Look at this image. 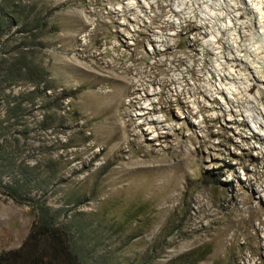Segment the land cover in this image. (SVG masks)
I'll use <instances>...</instances> for the list:
<instances>
[{
  "label": "rangeland",
  "instance_id": "1",
  "mask_svg": "<svg viewBox=\"0 0 264 264\" xmlns=\"http://www.w3.org/2000/svg\"><path fill=\"white\" fill-rule=\"evenodd\" d=\"M7 5L0 56L28 49L50 88L0 76V251L37 219L18 180L84 264H264V0Z\"/></svg>",
  "mask_w": 264,
  "mask_h": 264
},
{
  "label": "trees",
  "instance_id": "2",
  "mask_svg": "<svg viewBox=\"0 0 264 264\" xmlns=\"http://www.w3.org/2000/svg\"><path fill=\"white\" fill-rule=\"evenodd\" d=\"M8 1L0 5V39L17 21L15 12L10 11L7 5ZM0 76L9 82L25 80L33 85L44 84L46 89L50 88L48 72L33 61L28 49H22L11 57L0 56ZM35 92L36 89L28 94ZM19 107L9 102L6 111L12 116L20 111ZM2 130L0 122V140ZM7 155L5 148L0 145V163L10 169L9 164L4 162ZM19 183L17 180L6 184L5 192L17 203L31 205L37 212V219L21 246L0 251V264H84V256L76 247L70 226L60 219V210L53 209L44 198L23 193L21 189L28 182Z\"/></svg>",
  "mask_w": 264,
  "mask_h": 264
},
{
  "label": "bare ground",
  "instance_id": "3",
  "mask_svg": "<svg viewBox=\"0 0 264 264\" xmlns=\"http://www.w3.org/2000/svg\"><path fill=\"white\" fill-rule=\"evenodd\" d=\"M242 15H245V13H243ZM250 26H252V24H250L249 23V25H248V27H250ZM239 28H241V27H239ZM221 29V28H220ZM226 28H222V31L224 32H226ZM261 32V31H260ZM263 34V35H262ZM261 35L263 36V38H264V32H262L261 33ZM244 37H246V35L244 34ZM231 49V46H225L224 48H223V52L224 51H227V50H230ZM213 52L212 51H210V54H212ZM239 65L240 64H238V63H236V64H234V66L235 67H239ZM251 66V65H250ZM215 73V72H214ZM213 73V74H214ZM226 79H228V78H230V79H237L238 78V76H236L234 73H232V72H228V73H224V75H223ZM255 88H257V84L256 83H254L253 85H251L249 88H248V90L249 91H252L253 89H255ZM220 91H224V88H221V90ZM205 95V94H204ZM261 98H262V100L264 101V93L263 92H261ZM249 101H251V98L248 96V95H243V96H241L240 97V100L238 101V105H240V106H242V105H245L247 102H249ZM258 106H254V110H256L257 112H258V114L259 115H261L262 117H264V114H263V112L261 111V110H258ZM260 109V108H259ZM233 121L234 122H236V118H234L233 119ZM261 125H264L263 123H261ZM138 127H141V125H139ZM257 136V134H253V137H256Z\"/></svg>",
  "mask_w": 264,
  "mask_h": 264
}]
</instances>
